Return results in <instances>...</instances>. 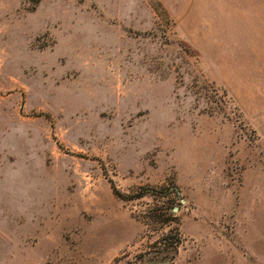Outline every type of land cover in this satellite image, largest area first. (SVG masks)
I'll return each mask as SVG.
<instances>
[{
  "label": "rangeland",
  "instance_id": "rangeland-1",
  "mask_svg": "<svg viewBox=\"0 0 264 264\" xmlns=\"http://www.w3.org/2000/svg\"><path fill=\"white\" fill-rule=\"evenodd\" d=\"M0 264H264V0H0Z\"/></svg>",
  "mask_w": 264,
  "mask_h": 264
},
{
  "label": "trees",
  "instance_id": "trees-1",
  "mask_svg": "<svg viewBox=\"0 0 264 264\" xmlns=\"http://www.w3.org/2000/svg\"><path fill=\"white\" fill-rule=\"evenodd\" d=\"M166 191H167L168 195H176L178 197L180 196V191L177 187L166 188ZM151 193H152V195H158L157 190H152ZM117 195L119 197L125 199V197H123L120 193H117ZM145 196H146V193L141 192V193H138L137 195H134L132 197V200L142 199ZM125 200H130V199H125ZM152 218H154L155 222L162 223V224L170 223L171 219H173L172 216L157 215V214H155ZM152 218L148 217L147 219H149L148 221H150ZM146 225L149 226V223H146ZM163 244H164V247L168 248L169 250L171 249V250L175 251V253H177V249L182 244L180 233H179L178 229L175 230L174 232L171 231L168 235L164 236L162 238V240L159 239V241H157L155 243V248L158 249L159 248L158 246L163 245Z\"/></svg>",
  "mask_w": 264,
  "mask_h": 264
}]
</instances>
